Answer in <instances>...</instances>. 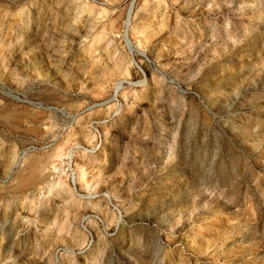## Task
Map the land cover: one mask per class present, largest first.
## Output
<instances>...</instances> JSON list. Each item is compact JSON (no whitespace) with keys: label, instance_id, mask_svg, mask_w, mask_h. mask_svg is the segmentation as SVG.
Returning a JSON list of instances; mask_svg holds the SVG:
<instances>
[{"label":"rangeland","instance_id":"1","mask_svg":"<svg viewBox=\"0 0 264 264\" xmlns=\"http://www.w3.org/2000/svg\"><path fill=\"white\" fill-rule=\"evenodd\" d=\"M0 264H264V0H0Z\"/></svg>","mask_w":264,"mask_h":264},{"label":"water","instance_id":"2","mask_svg":"<svg viewBox=\"0 0 264 264\" xmlns=\"http://www.w3.org/2000/svg\"><path fill=\"white\" fill-rule=\"evenodd\" d=\"M128 17H130V14H129V16ZM125 37H127V34H126V31H125ZM126 45H128V43H126ZM130 47H131V45H130ZM130 49V48H129ZM132 51V49H130V52Z\"/></svg>","mask_w":264,"mask_h":264},{"label":"crops","instance_id":"3","mask_svg":"<svg viewBox=\"0 0 264 264\" xmlns=\"http://www.w3.org/2000/svg\"><path fill=\"white\" fill-rule=\"evenodd\" d=\"M19 178L22 179L21 176H20ZM25 178H26V177H25ZM23 180H25V179H23Z\"/></svg>","mask_w":264,"mask_h":264}]
</instances>
